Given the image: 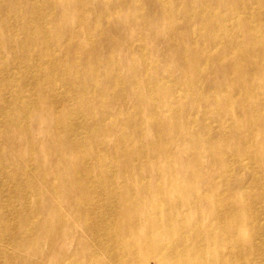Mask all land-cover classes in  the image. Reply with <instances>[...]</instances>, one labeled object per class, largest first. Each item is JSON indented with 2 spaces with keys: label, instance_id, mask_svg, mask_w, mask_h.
<instances>
[{
  "label": "bare ground",
  "instance_id": "obj_1",
  "mask_svg": "<svg viewBox=\"0 0 264 264\" xmlns=\"http://www.w3.org/2000/svg\"><path fill=\"white\" fill-rule=\"evenodd\" d=\"M78 1L83 4L85 0ZM38 2L0 0V15L4 12L0 56L5 52L10 55L9 63L4 68L0 65V103L8 100L12 106L10 112L0 106V215L5 216L6 211L21 221L17 234L4 235L0 228V264H264V192L260 191L258 198L254 193L256 184L264 182V145L259 136L264 126V40L260 39H264V6L260 4L264 0H254L257 8L253 10L241 0H219L231 8L228 17L214 9L201 10L211 16L207 36L211 53L203 59L186 57V52H197L200 47L194 40L184 42L181 36L188 30L192 36L200 35L202 25L193 20L189 28L183 22L172 28L168 42L178 47L180 58L174 65L184 73L166 79L147 76L143 84L130 78L133 91L138 90L137 101L148 102L151 112L138 122L127 114L118 130L107 123L99 127V119L112 113L113 106L121 109L132 95L125 98L123 88L118 93L117 86H109V78L104 85L100 83L102 60L94 47L87 51H92L89 60L80 59L79 53L85 50L81 43L71 49L67 41L59 44L60 56L71 50L69 61L73 55L74 63L85 69L71 71L63 65L58 73L61 59H54L48 51L61 34L66 17L63 0H44L53 5L54 10L49 11ZM113 8L95 7L97 13L104 11L106 15ZM158 12L164 22L176 23L166 7ZM77 16L82 22L83 17ZM37 18H45V23L34 26ZM136 22L142 28L146 25L143 17ZM230 23L234 30L226 28ZM116 24L120 22L115 18L109 22L111 34L119 30ZM98 32L103 36L101 27ZM128 38L125 49L130 56L146 49L143 43L136 47L134 35L128 34ZM104 40L111 43L114 38L110 35ZM219 47L225 53H220ZM24 50L43 55L28 68ZM135 64L133 56L130 65ZM207 66L205 77L210 86L206 88L201 85L204 77L200 72ZM255 77L260 84H251L249 78ZM89 81L96 83L90 86ZM171 83L178 87L174 89ZM57 85L60 91H56ZM184 95L190 105L184 103ZM71 98L76 99V106L68 104ZM97 99L99 115L94 118V107L82 103ZM47 102L61 106L56 115L58 125L47 132V147L27 138L20 140L27 134L23 127L29 114L48 107ZM73 112L85 119L80 126L68 117ZM131 122L135 136L127 130ZM84 123L97 128L94 136L86 135ZM146 130L150 134L144 136ZM254 133L257 137H252ZM134 141H138L136 146L129 144ZM31 150L39 155L32 163ZM59 150L60 155L53 160L49 151ZM16 152L22 153L21 160ZM253 164H257V176L250 170ZM146 168L153 172L146 173ZM203 177L212 180L206 183ZM31 193L39 199L29 207ZM12 196L20 206L17 210L8 205ZM45 200L73 201L74 221L66 212L58 216L48 212L33 223L30 216L39 214L45 205L52 206ZM139 200L153 205L154 211L142 207ZM200 209H206L209 218L203 219ZM1 216L0 226L4 223ZM136 227L146 229L142 232ZM150 228H155L154 235ZM75 229H84L89 240ZM37 233L43 237L41 249ZM68 236L76 245L66 254ZM5 242L20 252L24 250L20 246L28 247L38 260L8 251Z\"/></svg>",
  "mask_w": 264,
  "mask_h": 264
},
{
  "label": "rangeland",
  "instance_id": "obj_2",
  "mask_svg": "<svg viewBox=\"0 0 264 264\" xmlns=\"http://www.w3.org/2000/svg\"><path fill=\"white\" fill-rule=\"evenodd\" d=\"M42 6V8L45 11L54 10L52 8L53 5L48 4L47 2L43 3L44 0H39ZM246 3V5H249L254 8H247L248 10H253L257 8V5L253 4L254 0H241ZM78 2V3H77ZM136 3V4H135ZM63 8H65L66 17H63V26L60 30V35L58 39L56 40L55 47L50 49L48 53L50 52L51 56L58 60L61 59V64H59L57 68V72L60 73L62 66L66 65L71 71H77V70H84L85 67L82 65H78L74 63L73 55L71 56V62L69 61V55L71 53V50L66 51L60 56V50L61 47L59 44L64 43L67 41L70 49L73 46H78V43L84 44L85 50L83 49L81 53H79V58L82 59L83 57L87 60H89L92 57V51L87 53L89 48L94 47L96 50V54L101 58L103 66L99 68L98 73V80L102 85H104V80L106 78H109L112 81V84L109 85L117 86L119 93L121 89L123 88V95L126 94L125 98L129 97V95H132L130 98V101L123 104L121 106V109H119V106H113L111 109L113 112L109 113L108 115L101 116L99 119V127L100 124H110L114 129L118 130L121 126H124L126 115L128 114V118L134 120L135 122H138L142 117L145 118L146 114L151 112L148 102H138L137 101V94L138 90L136 89L133 91V88L131 86L130 78L134 77L139 84L144 83V79L147 76H157L161 79L166 78H178L179 75L183 74V70H179L175 65L174 62H177L180 60L178 57L177 52H179L178 47H172L171 44L168 42V35L170 33V30L172 28H175V26H178V23H184L189 28L192 24V21H197L198 24L200 23L202 25L203 30L201 31L200 35L192 36L191 32L183 31L181 32V36L183 38L184 42H188L191 44V41L194 40L199 44L200 50L194 53L186 52V57L188 59L192 58H198L203 59L206 53H211V44L207 39V36L209 34V26L211 22V16L207 13L203 14L200 13L201 10L204 9H214L218 11L220 14L228 17L232 13L231 8L227 7L222 2H219V0H85L84 3H80L78 0H63ZM130 4L132 5V8H130ZM261 5L264 6V3L261 2ZM111 6L113 5L114 8L111 10L109 15H106L104 11L97 13L95 7L97 6ZM154 6V7H153ZM166 7L173 15L174 19L176 20L175 24H171L168 20L163 21V19L160 17V13L158 10L162 7ZM260 7V6H259ZM141 8L145 11L143 13L141 11ZM113 11V12H112ZM190 11H197L198 14L195 16H191L189 14ZM77 14L81 15L83 17L82 22L78 21L76 17ZM1 17H4V12H1ZM52 19H56L55 16H50ZM106 17L109 18V21H106ZM140 17H143L145 19V27H141L137 24L136 20ZM117 19L120 22L119 24H116V27L119 29L116 33L111 34V28L109 27V22L113 19ZM45 18H37L34 19V26H38L40 24L45 23ZM38 23V24H37ZM173 25L172 27H170ZM98 27H101L102 29V35H99ZM185 27V26H184ZM227 29L234 30L235 28L232 26V24H228ZM218 30H221V26L217 27ZM85 30L87 34L82 32ZM6 32V31H4ZM128 34H132L135 36L134 44L136 47L139 43H143L146 46V49L142 52L136 51L132 56L127 53L125 49L126 41L129 39ZM110 35L114 38V40L110 43V41L107 40V42L104 40V38H109ZM178 32L175 33V37H177ZM96 37H99L100 40L95 39ZM42 38V37H41ZM95 39V40H94ZM261 40H264L260 38ZM110 45H112V49L110 50ZM164 48L162 52L160 50ZM220 53H225L224 50H222L220 47L217 48ZM25 57H29V63L28 68L30 64L34 63L43 53L41 51H28L24 50L23 52ZM134 56L136 64L134 67L130 65V59ZM43 60V59H41ZM10 61V55L9 53L5 52L1 54L0 56V65L2 68L6 66ZM142 61L141 63H139ZM122 63H126V65H122ZM208 68L210 66L206 67V70H202L200 73L204 77V84H201L203 87H209L210 83L205 77V72L208 71ZM213 70H217L214 67ZM40 75V74H39ZM7 74H3L2 77H6ZM32 74L29 70V80H31ZM75 79V78H74ZM113 80L115 83H113ZM258 79L255 78H249V81H251L252 85L260 84V81H257ZM222 82H225L226 80L221 79ZM167 83L166 81H164ZM96 83V82H94ZM92 82H88L90 86H93ZM264 83V80H263ZM172 87L175 89V87H178L177 85L171 83ZM156 86V85H154ZM153 86V87H154ZM152 89L148 90V92H152ZM170 87L169 90L172 91L173 88ZM56 91H60L62 88L60 85L56 86ZM176 89H180L176 88ZM133 91V92H132ZM264 95V93H263ZM184 103L190 105V100L186 95L183 96ZM53 99V98H52ZM98 99L93 102H87L84 101L82 104L84 106H90V104L94 107L93 115L91 117H98ZM48 103V107L44 109H38L35 110L33 113L29 114L28 121L26 122V127H23V130H26L27 134L22 135L20 140L27 138L29 141L31 140L34 144L37 146H43L44 148L47 147V143L45 138L47 136V132L49 129L52 128L53 125L57 126L58 123H56V115L58 112H60V105H52L50 102ZM76 99L71 98L68 102L71 106H76ZM0 106H3L2 110L9 111L12 106L9 104L8 100H5L4 102L0 103ZM197 106L200 107V109L203 107L201 103H197ZM235 107H237V104H234ZM115 108V109H114ZM238 108V107H237ZM10 112V111H9ZM114 115H116L114 117ZM72 120L77 121V123L80 126V122L83 123L85 119L81 117L77 112H73L68 115ZM264 118V113L262 115ZM90 118V117H88ZM87 119V118H86ZM6 120V117L3 119V121ZM89 121L95 126L94 121L90 118ZM98 122V121H97ZM85 129L87 134L94 136L96 133L97 128L94 130L89 124H85ZM96 127V126H95ZM257 128V127H255ZM83 129V131L85 130ZM140 129V128H138ZM130 134L134 135V126L132 122L130 123V126L127 129ZM82 131V132H83ZM81 132V134H82ZM143 129H141L140 134L142 135ZM150 132L148 130L145 131L143 134L144 136L149 135ZM258 133H254L252 137H257ZM135 136V135H134ZM262 140V144L264 145V126H263V133L259 135ZM128 139V136L125 138V140ZM111 141V140H110ZM138 141L129 142L130 145H135ZM233 143V141H232ZM29 157L31 160V163L34 161L35 158H37L38 152L35 150H31L28 152ZM49 156H52V159L54 160L55 157H58L60 155V150L57 151H49ZM18 155V158L21 160L22 153L16 152ZM204 164H208V162H204ZM47 165V164H46ZM107 167V166H106ZM103 166L100 167L102 169ZM110 170H113V166H108ZM98 169V168H96ZM250 170L253 172L254 175H258L257 172V164H253ZM136 171V169H134ZM146 173L153 172L151 169L148 168L145 169ZM31 177V174L29 175ZM37 178V176H35ZM203 179L208 183L212 179L210 177H203ZM31 180V178H30ZM32 182L37 185L41 186V182L39 180H32ZM106 184V182H105ZM248 185V183H247ZM86 187H88V184H85ZM256 189L254 190L256 198L260 196V191L264 192V182L260 183L258 182L256 184ZM49 196L48 194H45V198ZM39 198L38 196L31 193L28 203V206L30 207V203H34ZM145 201V199H143ZM139 200V202H142L140 204L142 207L148 209L149 211H154V207L149 206L148 202H143ZM48 202H52V206H49ZM45 208L41 210V212L35 216H30V220L35 223L39 220H42L44 216L47 215L48 212H51L54 214V216H58L61 213L66 212L65 214L68 216L69 220L72 222L74 219V207L75 203L73 201H70L68 203H65L64 201L56 202L54 200H45ZM8 205L14 206L16 210L20 207L18 202L15 201V198L12 196L10 197V201L8 202ZM49 206V207H48ZM50 209V210H48ZM54 209V210H53ZM192 212L194 208H191ZM60 212V213H59ZM201 217L209 218L208 214H206V209H200ZM5 216H1L4 223L2 226H0L1 232L4 235H13L17 234L19 228H21V221L15 216V214H8L6 211H3ZM106 217H110V215H106ZM108 219V218H107ZM132 218L129 220V223H132ZM174 225V223H172ZM84 226H86L84 224ZM83 228V227H82ZM137 228V227H136ZM146 228H137V230H140L142 232L145 231ZM149 231L154 235L156 233L155 228H150ZM76 234L82 236L85 241L89 240L87 233L84 231V229L76 230ZM36 240L40 241L39 243H42V245L39 247L40 249L43 246V237L41 233H37ZM4 245L8 248V251L18 253L20 250H17L12 244L5 242ZM76 245V241L70 236L65 238V252L72 250V247ZM24 248V250H21L20 254L26 257H32L31 250L26 246H20ZM97 247V245L95 246ZM56 249V248H55ZM59 250V245L58 249ZM209 254V253H208ZM206 253V256H208ZM34 260H38L37 257H32ZM40 260V258H39ZM153 262V259L150 260Z\"/></svg>",
  "mask_w": 264,
  "mask_h": 264
}]
</instances>
